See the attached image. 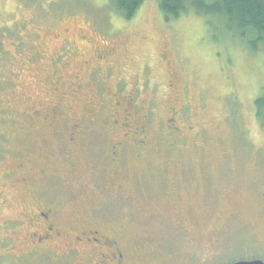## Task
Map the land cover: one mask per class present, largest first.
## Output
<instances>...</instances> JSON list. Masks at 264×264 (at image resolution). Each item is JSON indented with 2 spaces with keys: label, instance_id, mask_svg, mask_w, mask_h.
Wrapping results in <instances>:
<instances>
[{
  "label": "rangeland",
  "instance_id": "1",
  "mask_svg": "<svg viewBox=\"0 0 264 264\" xmlns=\"http://www.w3.org/2000/svg\"><path fill=\"white\" fill-rule=\"evenodd\" d=\"M109 2L0 0V264L78 263L29 251L40 202L66 233H121L123 264L264 261V53Z\"/></svg>",
  "mask_w": 264,
  "mask_h": 264
},
{
  "label": "flooded vegetation",
  "instance_id": "2",
  "mask_svg": "<svg viewBox=\"0 0 264 264\" xmlns=\"http://www.w3.org/2000/svg\"><path fill=\"white\" fill-rule=\"evenodd\" d=\"M66 52L70 56L71 51L69 52L68 48L66 49ZM61 55H64V53ZM59 57L60 56H57V59ZM133 106L138 105L133 104ZM62 120H65V115H63ZM127 123L128 122H126V124ZM60 127L61 125L57 124L55 121H53V123L51 125L49 124L48 126L49 130L51 131L61 129ZM142 133L144 132L142 131ZM70 139L71 140L69 141H72L74 140V137L71 136ZM139 143L140 145L147 144L145 140H141ZM141 149L142 148L139 147V151ZM117 150L118 148H116V151H114L113 154L119 156ZM136 156L137 159H139V157L141 158V152H139ZM35 166L36 165L29 167L27 171L32 173L38 168ZM15 173L16 171L11 170L8 174L11 175ZM18 181L19 184H22L25 188V191L23 192H29L33 198L42 192L40 188L35 187L34 184H32V181H35L34 179H32L30 182L27 177H22L18 179ZM32 211L33 216L29 218V225L32 228L29 236H31L33 240L31 247H29L30 252H36L39 250V252L47 255L48 253L44 251H48L53 255L55 253L57 257L60 258L62 256L65 257L66 247L67 251H69L68 253L75 251L78 253L77 264H123V262L126 260L127 254L125 255L123 251V245L126 244L121 241V233H111L108 231L107 233H102L99 230L89 229L86 226L74 227L71 233H66L65 225L57 218L58 211L55 210L54 204L50 205V203L46 204L40 202ZM261 217L264 219V208L262 209ZM10 226H14V221H11V223L7 222L4 225L7 230L11 229ZM65 238H71L72 242L65 243ZM23 253L19 254L18 256L22 255Z\"/></svg>",
  "mask_w": 264,
  "mask_h": 264
},
{
  "label": "trees",
  "instance_id": "3",
  "mask_svg": "<svg viewBox=\"0 0 264 264\" xmlns=\"http://www.w3.org/2000/svg\"><path fill=\"white\" fill-rule=\"evenodd\" d=\"M111 10L125 20L136 16L146 0H109ZM166 21L189 14L203 16L210 28H220L221 41H238L252 53H264V0H157ZM255 114L264 130V92L255 100Z\"/></svg>",
  "mask_w": 264,
  "mask_h": 264
},
{
  "label": "water",
  "instance_id": "4",
  "mask_svg": "<svg viewBox=\"0 0 264 264\" xmlns=\"http://www.w3.org/2000/svg\"><path fill=\"white\" fill-rule=\"evenodd\" d=\"M231 264H264V261L261 259L256 260H241L237 262H233Z\"/></svg>",
  "mask_w": 264,
  "mask_h": 264
},
{
  "label": "bare ground",
  "instance_id": "5",
  "mask_svg": "<svg viewBox=\"0 0 264 264\" xmlns=\"http://www.w3.org/2000/svg\"><path fill=\"white\" fill-rule=\"evenodd\" d=\"M241 261V260H240Z\"/></svg>",
  "mask_w": 264,
  "mask_h": 264
}]
</instances>
